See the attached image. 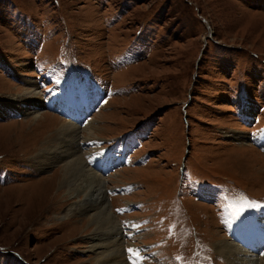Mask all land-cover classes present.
<instances>
[{"label":"rangeland","instance_id":"1","mask_svg":"<svg viewBox=\"0 0 264 264\" xmlns=\"http://www.w3.org/2000/svg\"><path fill=\"white\" fill-rule=\"evenodd\" d=\"M27 82L37 119L8 110L34 101ZM78 94L97 138L45 109ZM63 122L73 136L58 134ZM263 132L264 0H0V264L95 263L90 212L63 216L83 198L59 186L65 144L100 176L140 255L127 264H228L219 240L259 264ZM47 140L59 147L39 164ZM98 149L125 161L101 174Z\"/></svg>","mask_w":264,"mask_h":264},{"label":"bare ground","instance_id":"2","mask_svg":"<svg viewBox=\"0 0 264 264\" xmlns=\"http://www.w3.org/2000/svg\"><path fill=\"white\" fill-rule=\"evenodd\" d=\"M27 86L29 87L24 91V94L22 96H26V98H31L34 100L33 102H24L20 101L18 107H10L8 110L10 112H15L17 114H31L34 119H37V115H41V112L38 111L40 102H38L37 92H35V85L32 82H27ZM67 89V88H66ZM72 94V93H71ZM96 94H98L96 91H94V94L92 97H96ZM28 99V100H31ZM65 99L73 100L76 102H82V104L85 103V98L82 94H78L76 96L67 95L64 97ZM87 104L91 103L92 101L86 100ZM24 112V113H23ZM80 119L78 122H81L82 125L85 128V131L88 134V138H97V134H94V128H93V121H87L83 117L84 115L82 112H80ZM250 110L248 111V114H250ZM39 116V117H41ZM45 118V117H44ZM40 119V118H39ZM43 119V118H42ZM73 122V121H72ZM58 134L61 135H68L73 136V134L76 132V127L71 124V122H63L59 128L57 129ZM242 135V134H241ZM77 137V136H76ZM241 136H237L235 140L238 143H249L252 141L248 140H242ZM247 141V142H246ZM255 143L259 146L264 142V132L263 134L260 133L258 135V138H256ZM47 142L49 140L45 141L43 144L45 146H42L43 149L40 151L39 155L37 154V163L39 164L45 163L49 164L51 162L50 152L57 150L59 147L58 145L55 147V142H51L50 145H47ZM73 142V141H72ZM68 143V142H67ZM76 144V143H75ZM47 145V146H46ZM61 151L59 154L53 153V155H58V157H55V161H62L63 165L61 167V177L59 186L65 187V189L69 193H76V195L83 196V198L79 201L77 206H70L68 213H65L63 216L66 218L67 216L71 214H75V212H90V218H87L88 222L95 223V229H94V235L92 239H96L98 242L91 246L90 248H95L92 251L95 253L96 257H94V264H127L125 261V256L129 252L128 249H132L133 251L130 252L133 256H136L135 258H138L140 255L137 256V250L134 249V247L130 248L126 245H124L125 239L124 237H119V229L116 228L115 220L113 217V213H111L108 210V206L106 204V197H105V191L102 186V181L100 176L96 175L95 172L92 171V169H89L86 167V164L83 156H78L76 152H73L74 147L72 144H65L64 146L61 145ZM264 148V147H263ZM104 151H101V149H98L92 154V159H98ZM49 159V161H48ZM54 159V157H52ZM35 160V161H36ZM52 163V162H51ZM39 168V167H38ZM59 180V179H58ZM262 214V213H261ZM263 220V219H262ZM252 221H249L247 224L244 225H237V231L235 234L238 236L239 234H243L242 232L245 230H249V225ZM255 222V221H254ZM259 224V223H258ZM241 232V233H240ZM246 233V232H245ZM229 241V240H228ZM245 241V240H244ZM237 244H234L232 242H225L224 240H219L215 242V250L218 255L223 256L226 259V262L228 264H236V260L243 259L240 258L242 252L240 247L236 246ZM244 255L247 256V253ZM252 255V254H250ZM264 255V254H263ZM254 256V255H252ZM259 257V256H258ZM240 261V260H239ZM241 262V261H240ZM240 264H257V262L254 259L246 257V260H242V263ZM259 264H264V256L263 258L259 260Z\"/></svg>","mask_w":264,"mask_h":264},{"label":"snow or ice","instance_id":"3","mask_svg":"<svg viewBox=\"0 0 264 264\" xmlns=\"http://www.w3.org/2000/svg\"><path fill=\"white\" fill-rule=\"evenodd\" d=\"M228 207H229V208H232L233 205H232V204H229ZM128 251H129V252H132L133 250H132V249H128Z\"/></svg>","mask_w":264,"mask_h":264}]
</instances>
